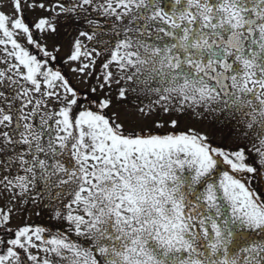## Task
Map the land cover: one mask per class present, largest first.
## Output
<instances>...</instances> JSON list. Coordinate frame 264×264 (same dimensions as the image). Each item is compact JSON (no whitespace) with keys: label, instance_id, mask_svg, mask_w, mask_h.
Masks as SVG:
<instances>
[{"label":"snow or ice","instance_id":"1","mask_svg":"<svg viewBox=\"0 0 264 264\" xmlns=\"http://www.w3.org/2000/svg\"><path fill=\"white\" fill-rule=\"evenodd\" d=\"M256 180L264 0H0V264H264Z\"/></svg>","mask_w":264,"mask_h":264},{"label":"rangeland","instance_id":"2","mask_svg":"<svg viewBox=\"0 0 264 264\" xmlns=\"http://www.w3.org/2000/svg\"><path fill=\"white\" fill-rule=\"evenodd\" d=\"M43 14L46 15L47 13H43ZM26 15L28 16V19L30 21H34L35 17L41 14L39 11L37 12H27L26 11ZM61 21L63 23L61 24L59 23V25H61L62 28H64L65 26L67 28L66 30L69 32H67V34L60 33V36L56 38L57 42L62 46V48H61V51L57 53L58 61L55 63V66L58 67L59 65L60 68L69 76V78L72 79L73 83L77 84L78 87L84 88L85 87L84 85L79 84L77 82L76 75L70 71L71 67L75 65H68L64 63V59L66 58L70 41L72 37L76 35V30L75 29L73 30L72 28H71L72 30L71 29L69 30V27H72V25L66 24L63 21V18H61ZM47 43H48L49 48H51L53 41L49 40ZM197 127L200 128L201 130L207 131L211 128V124L205 122L203 124H198ZM218 141H220V135L217 134L215 137V142H218ZM3 203H4V200L0 198V206H2ZM37 211H40V210L33 207L28 215H23L17 212L16 215L13 216L12 226L13 227L18 226V225L22 226L25 222H27L29 224L50 225L52 231H55L57 229L64 230L66 228V225H61L58 222L52 221L49 218V215L47 214L46 211H42L39 216L35 215ZM45 218L46 220H44ZM45 221H48V222H45Z\"/></svg>","mask_w":264,"mask_h":264},{"label":"trees","instance_id":"3","mask_svg":"<svg viewBox=\"0 0 264 264\" xmlns=\"http://www.w3.org/2000/svg\"><path fill=\"white\" fill-rule=\"evenodd\" d=\"M68 2V0H65V3H67ZM41 14V13H40ZM34 17H35V15H34ZM61 23H63L62 21H60V24ZM80 27H83V25H79V24H72V27H69V30L72 28L73 30L75 29L76 31H77V29L78 28H80ZM59 28H60V33H64V34H67V32H69V31H67L66 29V27L64 26V28H62V26L61 25H59ZM71 29V30H72ZM37 38H39V34H37ZM52 41V40H51ZM33 51H35L34 49H33ZM58 68H60V66L58 65ZM44 220H46V218L44 219ZM45 222H48V221H45ZM72 238H75L74 236L72 237Z\"/></svg>","mask_w":264,"mask_h":264},{"label":"flooded vegetation","instance_id":"4","mask_svg":"<svg viewBox=\"0 0 264 264\" xmlns=\"http://www.w3.org/2000/svg\"><path fill=\"white\" fill-rule=\"evenodd\" d=\"M207 123H210L211 124V127H213L215 125V121H213L211 119L209 121H207ZM224 131L226 132L227 129H225ZM217 134L220 135L219 132H217ZM219 142H221V141H218L217 143H219ZM253 187L254 188H262V189H264V181H261V180L254 181L253 182Z\"/></svg>","mask_w":264,"mask_h":264}]
</instances>
